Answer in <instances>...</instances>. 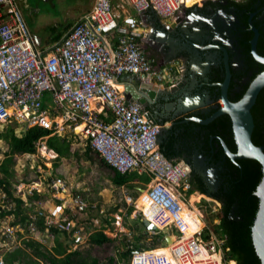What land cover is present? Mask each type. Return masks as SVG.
I'll return each mask as SVG.
<instances>
[{"label":"built area","instance_id":"built-area-1","mask_svg":"<svg viewBox=\"0 0 264 264\" xmlns=\"http://www.w3.org/2000/svg\"><path fill=\"white\" fill-rule=\"evenodd\" d=\"M127 1L138 18L130 16L120 23L112 0H96L91 11L52 52L46 53L37 46L19 0H0V129L12 122L26 130L38 126L51 131V136L67 138L72 145L90 146L109 167L122 174H147L152 179L147 188L151 207L139 212L148 233L171 234L167 228L174 230L172 254L180 264H238L225 260L218 235L211 229L203 232L207 226L187 236L183 204L192 209L187 200L191 167L163 154L162 125L149 118L148 109L140 102L128 100L117 85L126 74L161 87L176 85L181 70L177 71L175 64L161 66L145 54L143 41L149 29L139 16L154 10L160 18L176 21L189 6L185 0ZM110 36L112 40H108ZM46 140L38 143L37 153L24 157L30 159L40 152L49 161L45 164L52 166L59 155ZM34 184L26 193V183L20 181L15 187L27 205L35 192L43 193V181ZM49 187L57 200L65 202L61 206L64 212L48 214L40 209L36 213L79 242L85 231L78 217L89 211V204L79 194L73 196L72 205L66 204L72 191L60 177L51 179ZM128 200L133 202L131 197ZM161 212L171 218L162 228L152 220ZM30 217L36 219V215ZM17 226L1 229L0 224V264H4V252L17 248L12 235ZM29 227H33V237L37 234L42 243L54 245V234L44 235L34 224ZM165 244L152 250L139 249L140 253H133L131 264H173L164 256L149 258L155 250L170 246Z\"/></svg>","mask_w":264,"mask_h":264},{"label":"trees","instance_id":"trees-1","mask_svg":"<svg viewBox=\"0 0 264 264\" xmlns=\"http://www.w3.org/2000/svg\"><path fill=\"white\" fill-rule=\"evenodd\" d=\"M262 1L264 4V0ZM239 5L243 8H253L255 0H247L239 3ZM256 18L254 17L253 20ZM255 26L260 31L257 51L261 56H264V28H261L257 23H255ZM58 31L59 28L56 27L50 29L53 34L51 37L53 42L59 41L64 33L63 31ZM252 37L253 33L251 32L250 38ZM258 65H260L259 72L255 73L252 80L260 72L264 71V65ZM213 80L214 82H222L224 76L217 75ZM248 86L249 84L245 86L244 90L236 92L232 96L233 85L231 84L230 100L233 102L238 101L244 95ZM215 95L218 97L219 92ZM151 110L153 109L151 108ZM252 113L255 119L253 142L257 146H262L264 145V89L260 92ZM108 121H111V118ZM51 134V131L38 126L27 129L21 136L16 134L14 127H9L0 134V140H5L9 148L5 160L0 165L1 172L4 175L3 178H0V189L6 197V202L13 206L12 209H2L0 211V219L15 216L18 220L14 221L12 226L21 225L27 229L30 224H34V227L40 233L55 235L54 245L50 247L33 236L25 237L23 235V238L25 237L23 246H17L16 249L3 253L4 264H101L99 259L94 257L89 250L75 249L74 244L76 241L71 234L48 225L45 216L34 213L27 207V203L24 200L14 194L11 179L15 175L13 168L18 156L37 153L38 143L41 140L47 138L48 147L59 155V160L78 155L77 152H72V141L67 138L51 136ZM222 141L226 143L232 152L237 151L233 124L228 115H222L207 125L195 122L189 124L178 123L173 128L168 129L160 144V148L168 159L174 162L185 161L191 167L193 166L195 152L212 158L213 162L224 160V165L227 168L224 177L226 182L220 188V191L214 194L213 198L216 201L211 200L212 196L208 194L209 192L203 178L197 175L194 170L190 177L192 188L189 191V195L195 191H200L203 199L209 200H206L209 203L207 208L209 211H212L210 202L217 204L219 210L215 218L219 220V223L213 225L210 229L221 240L226 261L233 260L237 261L238 264H262L253 243L252 229L260 204L255 192L262 180L263 169L259 162L251 159L233 162L225 156ZM93 153L95 152H93L91 147L87 146L86 155L92 158ZM101 164L110 170L111 180L118 187L128 186L145 189L146 185L152 180L147 174H139L138 172L122 174L109 167L102 158ZM33 198L34 200H39L42 195L35 192L29 198L30 203H33ZM32 214L36 215V219L30 217ZM19 235L22 237V234L18 232L17 236ZM146 235L151 240H156V242L154 241L150 246L138 245L136 247H133L132 244H126L124 250L119 253V263L131 264L133 253L136 250H152L157 248V245L165 243V234L163 232L155 235L150 233ZM135 239L141 241L140 235L136 236ZM88 241L92 247H102L114 243V240L102 230L91 234ZM164 248H159L151 254L155 255L167 250ZM111 261L115 262V259L112 258Z\"/></svg>","mask_w":264,"mask_h":264},{"label":"rangeland","instance_id":"rangeland-1","mask_svg":"<svg viewBox=\"0 0 264 264\" xmlns=\"http://www.w3.org/2000/svg\"><path fill=\"white\" fill-rule=\"evenodd\" d=\"M185 1L190 2L192 0ZM89 2L91 3V0H38L31 3L29 0L32 8L30 13L27 15L24 14V16L35 35L38 34L41 37L50 35V39L53 34L49 29L53 26L64 24L63 26L56 27L59 28L58 32H64L62 35L63 37L65 33L77 23L78 19L76 18L84 11L85 8L83 7L89 5ZM62 37L58 42H61L63 39ZM175 68L177 71L181 70V64L175 63ZM186 101L187 100L184 101L185 105ZM9 127H14L18 136L23 135L26 131L22 125L12 122L7 126L3 125L1 128L2 130L0 129V134ZM0 146L1 165L6 158V153L9 148L5 140H0ZM74 151L77 152V156H72L67 159L63 158L61 160L57 159L53 162L52 166L45 164L49 163V161L47 158H43L40 152L30 159L24 157V155L18 156V160L13 168L15 175L11 179L14 194L16 197L20 196L15 188L20 181L26 183L27 187L24 190L26 193L32 186H35V182L42 180L44 183L42 186V198L39 200H34L33 198V203H30L28 200L27 207L35 213L47 206L46 203H50L53 200L57 201L49 187L51 179L56 177L64 179V181L73 188V194L83 196L89 204V211L78 217L81 227L86 232L84 238L82 236L80 240L77 239L79 242L74 244L75 249L89 250L94 257L99 259L101 264H125L123 262L119 263V253L124 250L126 244H132L133 247H136L138 245L150 246L154 241L156 242V240H151V238L146 235L145 223L139 212L141 209H146L145 203H148L146 200V191L149 184L146 185V191L144 192H140L139 189L141 187H118L111 180L110 170L101 164L100 156L93 153L92 158H89V156L86 155V147L79 143L72 145V152ZM3 176L0 169V178H3ZM130 197L133 199L132 203H128L127 201ZM198 197L199 194L195 192L191 197L187 198L189 201L188 204L191 205V201H193L192 204L198 202L196 203L197 206H194V210L199 215L204 226H207L203 232H210V228L219 223V220L215 218L219 208L217 204L210 202L212 211H209L207 209L209 203L204 199L196 201ZM5 198V195L0 189V211L2 209L8 210L13 208L12 204H8ZM132 209L133 211L131 212ZM17 220L15 216L0 219L1 229L10 228L12 223ZM17 227L20 228V230L17 228L14 234H12L16 239L15 245L23 246V239L27 236H32L31 230L33 227L27 229L25 227ZM17 230L20 231L19 233L22 234V237H20V235L16 237V233H18L16 232ZM100 230L104 231L107 236L112 238L114 243L102 247H92L88 238L91 234ZM167 230L171 232L170 235L174 236L172 240H175L174 230L169 228H167ZM23 235L25 236L24 238ZM139 235L141 241L135 239V237ZM34 237L40 240V236L37 234H34ZM0 238L2 239V237ZM72 238H74V236ZM48 245L50 247L52 243H48ZM160 245L166 244L163 243ZM173 245L174 242H171L170 246L164 249L170 250ZM149 256H153V254ZM112 258L115 259V262L111 261Z\"/></svg>","mask_w":264,"mask_h":264},{"label":"flooded vegetation","instance_id":"flooded-vegetation-1","mask_svg":"<svg viewBox=\"0 0 264 264\" xmlns=\"http://www.w3.org/2000/svg\"><path fill=\"white\" fill-rule=\"evenodd\" d=\"M30 1L34 3V0ZM245 1L247 0L185 1L187 6L197 5L183 10L177 20L167 26L171 27L175 24V27H171V30L175 33H171L166 28L161 27H158L154 32L149 31L143 41L145 54L155 60L157 64L163 66L165 64L180 63V73L183 72L184 74L180 75L176 85L180 83L182 78L187 80L186 84L182 85L173 96L169 94V90L173 86H159L163 89V93L161 92L159 95L152 110V113L158 118L159 124L162 125L164 123L165 126L169 127L168 129H171L178 123L189 124L195 122L192 120L195 117L207 119L214 113L215 104L212 103L205 107L179 113L173 120H165L168 118L167 115L172 117L170 112L166 111L167 102L175 103V107H177L187 98L197 96L205 98L209 96L211 99H217L215 95L217 87L215 88L210 84L219 83L213 80L217 75H223L225 78V64L222 62L220 50L217 48L208 49L209 46L223 45L230 53V67L233 76L231 83L233 85L232 96L236 92L244 90L245 86L252 81L255 73L259 72L260 65L258 64L260 63L255 60L251 52V40L253 37L250 38V33L252 32L250 22L254 25L257 23L261 28H264V4L262 0H255L253 8H243L239 3ZM21 7L25 15L30 13V11L24 10L22 5ZM254 17L257 18L253 20ZM200 63L202 64L201 68H196V65ZM206 64H210V70L207 73L209 80H205L201 74L202 70H206ZM165 98H169L167 102L164 101ZM172 121H174L173 125H171ZM161 139L163 140L162 137ZM202 158L204 159L203 161L201 160ZM199 168L216 169V176L212 181V185L207 183ZM193 170L203 178L209 192L208 194L212 196L211 200L215 202L214 194L219 192L226 182L224 177L227 168L224 165V160L213 162L212 158L195 152L191 174ZM195 192L199 194L196 201L203 199L200 191Z\"/></svg>","mask_w":264,"mask_h":264},{"label":"water","instance_id":"water-1","mask_svg":"<svg viewBox=\"0 0 264 264\" xmlns=\"http://www.w3.org/2000/svg\"><path fill=\"white\" fill-rule=\"evenodd\" d=\"M211 1V0H209ZM21 5L23 6L24 10H31V5L28 0H19ZM151 13H155L154 10H150ZM156 16H158L155 13ZM159 26L155 25V27L166 28L171 33H175L171 30V27H175V24L171 27H167L162 22H159ZM250 29L253 32V38L251 40V52L257 62L264 65V56H261L257 51V44L260 37V31L255 25L250 22ZM178 32V31H177ZM36 43L38 46H40V38L35 37ZM211 48H217L220 50L221 56H222V62L225 64V78L222 82L216 83V84H210L213 87H217V93L219 92V96L217 99H211L209 96L202 97H192L187 98L186 100V106H184L185 102H182L177 107H175V103H169L167 102L169 98H165L164 101L167 102L166 104V111L170 112V116L165 120H173L177 114L182 112H188L190 110H193L195 108H201L205 107L210 104H215L214 106V113L210 115L207 119H201L198 117L193 118L192 120L202 124L207 125L211 122H213L215 119L222 115H228L230 116L233 124V132H234V138L237 146V151L232 152L229 147L222 141V146L225 151V156L230 158L233 162H237V160L242 159H251L259 162L263 169V177L260 182V184L257 187V190L255 192V195L259 198L260 204H259V210L256 216V220L252 229V237H253V243L257 252V255L259 256L262 264H264V145L257 146L253 142V133L255 130V119L252 113V109L255 106L257 102V98L260 94V92L264 89V71L259 73L249 84L247 90L245 91L244 95L238 100V101H231L230 100V87L232 83V71L230 67V53L228 49L223 45H217V46H209L208 49ZM201 63L196 65V68H201ZM162 66V65H161ZM210 70V64H206V70H202L201 74L205 78V80H209V76L207 75L208 71ZM197 73V72H196ZM200 73V72H199ZM184 73L182 72L181 75ZM197 79V78H195ZM187 82L186 79L183 80V78L180 80V83L176 86H173L169 90L170 96H173L178 89L185 85ZM135 91H125V97L128 100H133L140 102L143 107L148 109L149 118L154 123H160L158 118L155 116L154 113H152V110H150V106H154L155 102L158 98H156V92L158 95V92L163 91L162 88H160L157 85H154L150 82H147L143 78H139L137 80ZM163 93V92H162ZM159 94V95H160ZM173 122L171 125H173ZM175 124V123H174ZM170 125V126H171ZM168 126H165V124H162V130L160 134V142H162V138L166 136V132L168 131ZM204 160L203 158L201 159ZM199 170L202 172L203 177L206 178L207 183L212 185V181L216 176V169H202L199 168ZM205 170V172H204ZM145 189L140 188V192H144ZM206 237L208 234L205 235ZM174 236L167 234L166 236V243L169 245L171 242H174L173 239ZM135 254L140 253V250H136L134 252Z\"/></svg>","mask_w":264,"mask_h":264},{"label":"crops","instance_id":"crops-1","mask_svg":"<svg viewBox=\"0 0 264 264\" xmlns=\"http://www.w3.org/2000/svg\"><path fill=\"white\" fill-rule=\"evenodd\" d=\"M38 1V0H36ZM34 0V2H36ZM84 1V0H83ZM94 2L95 0H91V3L89 2V5H87L86 7H83L85 8L84 11L79 14V16L76 18L78 19V21H80L82 18H84L90 11H91V8L93 7L94 5ZM112 3H113V6L116 10V13L118 14V16L120 17L119 19V22L120 23H125L124 19H127L128 17L132 16V17H135V18H138V14L134 11V9L131 7V5L128 3L127 0H112ZM68 8V7H67ZM82 8V7H81ZM141 19L144 20L145 24L148 26V29L149 31H156L158 29L157 26H159V22H162L164 24H167V26L169 24H173L174 20H169V19H163V18H160L158 16L155 15V13H151L150 11H147V12H144L142 14V16H139ZM70 21V20H69ZM64 24L60 25V26H63ZM155 25H157L155 27ZM59 25L58 26H53L51 28H54V27H60ZM160 27H162V25H160ZM50 28V29H51ZM65 28V27H64ZM67 28V27H66ZM49 29V30H50ZM71 30V28L65 33V35ZM164 31V29H163ZM162 31V32H163ZM35 35V34H34ZM64 35V36H65ZM63 36V37H64ZM35 37L37 38H40V46L39 49L43 50L44 52L46 53H50L54 50L55 46L58 45L60 42L56 41V42H53L52 41V38L50 39V35H47V36H44V37H41L40 35L36 34ZM62 37V38H63ZM112 40V36H110V38L108 40ZM36 40V39H35ZM37 44V43H36ZM179 62V61H178ZM139 79V77L137 76H133V75H123L120 77V79L117 81V85H118V88L120 90V92H122L125 96V91H135L137 88H136V85H137V80ZM159 94L160 92H158V95H157V92H156V98L159 97ZM151 108L153 109V106H150V110ZM167 117H169V115H167ZM170 121V120H169ZM38 182V181H37ZM67 186L69 188H71V195L69 196V198L67 199L66 198V204L69 203L72 205V200H73V196L77 195V194H73V188L71 186H69L67 184ZM40 190L42 191V187H40ZM140 190V189H139ZM195 193V192H194ZM193 193V194H194ZM193 194L189 195L188 193V197H191ZM42 195V193H41ZM147 197V196H146ZM128 203H129V200H127ZM52 202V203H51ZM50 203H46L47 206L41 208V209H44L48 214L49 213H54V214H58L60 213V211H62V208L61 206H64L63 203L65 202H62V201H59V200H53L51 201ZM193 201H191V208L194 210V206H196V202L192 204ZM148 208V207H146ZM64 212V210L62 211ZM199 216V215H198ZM85 231V230H84ZM145 231H146V234H149L147 233V229L145 227ZM86 232V231H85ZM165 234V241H166V236L167 234L165 232H163ZM206 233L204 234V238L208 239V236L206 237L205 236ZM89 239V238H88ZM165 244V243H164ZM158 246V245H157ZM159 246H162V245H159ZM158 246V247H159Z\"/></svg>","mask_w":264,"mask_h":264},{"label":"bare ground","instance_id":"bare-ground-1","mask_svg":"<svg viewBox=\"0 0 264 264\" xmlns=\"http://www.w3.org/2000/svg\"><path fill=\"white\" fill-rule=\"evenodd\" d=\"M209 0H203V2H207ZM146 191V190H145ZM147 194V191H146ZM147 198V204L145 203L146 206L151 207V202L149 200L148 194L146 195ZM146 202V201H145ZM184 207V214L187 216H185V220H186V224H187V236H191L193 235L195 232H197L199 229H201L204 224L202 222V220L200 219V217L198 216L197 212L195 210L189 209L185 204H183ZM148 208H146L145 210L147 211ZM171 218L165 214L164 212H161L160 214H158L155 217H152V220L155 222V224H157V226H159L160 228H162L163 226H165L166 224L170 223ZM173 247V246H172ZM172 247L170 250L167 251H161L153 256H149L150 259H156L157 256H164L167 259H169L173 264H180L173 256L172 254ZM164 254V255H162ZM219 259V256H216ZM149 264H155L154 262H150Z\"/></svg>","mask_w":264,"mask_h":264},{"label":"clouds","instance_id":"clouds-1","mask_svg":"<svg viewBox=\"0 0 264 264\" xmlns=\"http://www.w3.org/2000/svg\"><path fill=\"white\" fill-rule=\"evenodd\" d=\"M196 5H197V4H195V5H193V6H189L188 8H192V7L196 6ZM188 8H187V9H188ZM158 17H159V16H158ZM176 62H178V61H176ZM165 65H169V64H165ZM165 65H164V66H165ZM180 75H181V74L179 73V74H178V77H180ZM179 79H180V78H179ZM157 86H158V85H157Z\"/></svg>","mask_w":264,"mask_h":264}]
</instances>
